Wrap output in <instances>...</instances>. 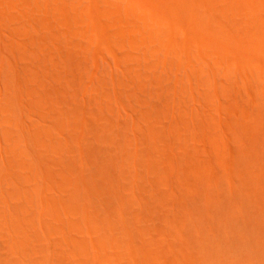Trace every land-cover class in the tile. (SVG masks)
I'll list each match as a JSON object with an SVG mask.
<instances>
[{
	"label": "bare ground",
	"instance_id": "bare-ground-1",
	"mask_svg": "<svg viewBox=\"0 0 264 264\" xmlns=\"http://www.w3.org/2000/svg\"><path fill=\"white\" fill-rule=\"evenodd\" d=\"M118 1L0 0V71L7 53L15 62L14 52L32 24L43 32L39 41L44 50L54 46L63 51L69 42L85 53L89 45L95 57L113 58L126 74L141 78L145 69L161 70L163 81L175 78L173 88L166 89L174 92L175 109H181L177 100L184 102L177 94L189 87L206 100L209 109L230 116L227 126L237 150L233 163L219 174L205 171L210 169L207 160L187 166L184 184L189 198L180 197L183 207L176 214L173 205L167 204L177 200L175 192L154 190L147 195L130 140L118 143L106 136L109 148L100 154L87 153L92 154L94 176L102 180L107 201L97 203L78 187L81 198L69 185L55 183L44 167L49 153L58 155L61 141L54 126L26 124V109L31 116L36 114L30 104L46 100L44 92L24 88L19 80V94L5 93L0 100V264H264V168L260 163L264 159V0H157L162 8L154 6L153 0H144L146 7L141 0H131L124 7ZM33 4L40 19L28 11ZM8 23L14 25L12 42L2 38ZM70 56L67 53L65 60ZM31 71L22 77L24 82L30 81ZM162 84L158 90H164ZM239 85L251 101L250 109L237 99ZM140 87L144 89L143 84ZM37 92L40 97L34 100L31 96ZM228 96L232 103L225 101ZM166 100L163 112L169 108L170 100ZM49 115L45 111L37 116L43 120ZM54 117L60 123L55 124L57 133L63 136L67 115L56 112ZM198 123L205 128L208 120ZM172 124H181L184 130L171 128L169 136L186 141L188 123L173 116ZM199 129L200 139L192 131L194 142L210 139L218 146L210 130ZM154 150L158 155L156 146ZM146 158L147 173L159 178L154 172L157 163L149 153ZM179 161L166 171H175ZM218 164L222 165L219 157ZM92 187L99 191L95 183ZM223 188L228 190L227 197Z\"/></svg>",
	"mask_w": 264,
	"mask_h": 264
},
{
	"label": "rangeland",
	"instance_id": "rangeland-1",
	"mask_svg": "<svg viewBox=\"0 0 264 264\" xmlns=\"http://www.w3.org/2000/svg\"><path fill=\"white\" fill-rule=\"evenodd\" d=\"M27 1L33 3V0ZM111 1H113L111 3H114L115 0ZM119 1L122 2L119 3L120 7H124L131 0ZM153 2L154 6L162 8L157 0H153ZM141 4L145 7L147 6V2L144 0H141ZM22 10L24 11V8ZM28 11L35 19L41 18L34 4L32 5V9ZM13 26L8 23L5 26V30L2 31L4 42H12L9 39L11 38L10 32L14 29ZM27 29L28 33L26 37L21 38L20 41L22 46L19 45L14 52L15 62L9 53L5 55V63L3 69L0 71V100L4 99L5 93L13 97L19 94V80L22 81L24 88L33 87L41 94L44 92V100L46 101H33L30 104L32 107L31 110L35 111L36 114L35 116H31L28 109H26L27 113L25 115H28L25 116L24 121L27 125L32 121L40 126L47 125L49 127H56L55 136H57L58 141H61L58 155L49 153V160L47 159L44 162V167L49 170L55 183L69 185L70 191L75 194L78 193L81 198L82 194H85L87 191L93 201L97 203L106 202L107 196L101 190L102 180L94 176L95 167L90 163L89 156L92 155L90 153L100 154L109 148V142L108 139L106 140V136L113 138L118 143L123 142V140H130V143L129 141L128 143L131 145V152L136 151L133 158L137 161L146 180V183L144 182L145 180L142 181V185L147 190V195L152 194L154 190L161 192V194L169 195L175 192L176 196L173 197L177 198V200L174 202L168 200L169 203L167 204L173 205V213L177 214L180 213V208L183 207L182 196L187 199L189 198L187 197L189 195L187 193L189 189L184 184L186 180V169L189 168L187 166H195L198 160H207L206 162L210 164V169L205 171L208 174H219L220 172H224L225 168H229L232 165L237 150L236 143L232 139L233 132L227 126L230 124V116L225 111L214 112L215 110L209 109L206 106V100L198 96L199 93L197 91L192 92L187 87L184 90L185 92L183 91L184 93H178L177 95L180 96V99L183 98L184 102L176 99V104L180 105L181 109H175L176 107H173L174 92L172 89L166 90L167 88H173L174 76L170 81L166 78L163 81L161 79L162 74H160L161 70H156L153 67H150V70L147 71L145 69L141 78H138L132 72L126 74L115 66L116 60L113 58H109L106 55L104 57H95L93 47L91 48L89 45L87 47L90 50L85 53L78 49L75 44L70 45L69 42L67 44L65 43V46L62 47L63 51H57L54 46L49 49L51 51L44 50L39 41L43 34L42 30L36 28L34 24ZM15 41L19 42V39H15ZM24 41L27 43H24ZM14 43L16 45V42ZM154 47L158 48L159 46L156 45ZM1 53L0 51V55ZM34 53H36V56H34ZM67 53H71L68 61L65 60ZM36 64L38 68L35 70L34 68L37 67ZM146 66L148 65L146 64ZM30 70H32V77H30V81L24 82L22 77ZM173 71L175 72V70ZM57 74L60 76L57 77ZM155 82L157 84L156 86ZM140 84L144 85V89L141 90ZM161 84L164 90H158V85ZM235 89L240 93V97L237 98L239 103L245 108L250 109L251 101L246 95L244 88L239 85ZM38 92L34 96H31L34 100L40 97ZM232 97L234 96L232 95ZM232 97L228 96L225 101L232 103ZM166 99L170 100L167 103L169 108L168 111L163 112L166 109ZM26 102L27 99L25 100ZM51 110L52 112H50ZM45 111L49 112L50 115L46 119L41 120L37 115L39 113H45ZM56 112H63L67 115V117L63 118V125L66 127L63 136L57 133V125L60 123L54 117ZM173 116L182 118L189 125L186 134L188 138L184 142H179L177 139L175 140V138L169 136L171 128H174L175 131L183 129V125L181 126V124H172ZM199 119H207L208 125L205 128L200 127V123H198ZM56 123L57 125H55ZM199 128L204 129L206 132L210 130L209 132L212 133L211 138L215 137L218 139V146L210 139L201 141L203 144L194 142L192 140V131L197 133L196 138L200 139L202 137V132ZM72 133L74 134L72 135ZM261 144L264 150V137L261 140ZM155 146L158 148V155H156V150H154ZM89 151L90 153H87ZM147 153L157 163V169L154 172L159 173V178L147 173ZM218 157L220 158L221 166L219 165L220 163L218 164ZM78 158L79 160H77ZM177 160H180L176 164L178 168L175 171H166L169 164H175ZM130 163L133 165V160ZM260 163L264 168V159L263 163ZM132 165L130 166L132 167ZM235 169L239 170V164L235 166ZM180 170L182 172H179ZM236 180L238 181L239 179L236 178ZM160 181L165 182L158 184ZM178 181L182 184L179 185L177 183ZM93 183L96 184L99 191L92 187ZM78 187L83 190V193L82 191L80 193L78 192ZM223 191L225 192V197H227L228 190L223 188ZM57 192L54 194L61 196ZM99 220L103 221L102 218Z\"/></svg>",
	"mask_w": 264,
	"mask_h": 264
}]
</instances>
